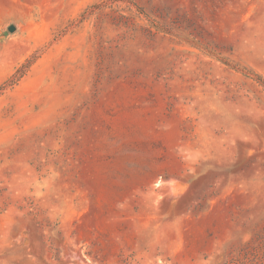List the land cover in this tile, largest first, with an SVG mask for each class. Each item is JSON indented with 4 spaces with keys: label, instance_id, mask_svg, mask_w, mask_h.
<instances>
[{
    "label": "rangeland",
    "instance_id": "1",
    "mask_svg": "<svg viewBox=\"0 0 264 264\" xmlns=\"http://www.w3.org/2000/svg\"><path fill=\"white\" fill-rule=\"evenodd\" d=\"M72 255L264 264V0H0V264Z\"/></svg>",
    "mask_w": 264,
    "mask_h": 264
},
{
    "label": "water",
    "instance_id": "2",
    "mask_svg": "<svg viewBox=\"0 0 264 264\" xmlns=\"http://www.w3.org/2000/svg\"><path fill=\"white\" fill-rule=\"evenodd\" d=\"M11 29H12V27H11ZM72 258L78 260V262L74 261L71 264H83V261H81L79 258H77L76 255H72Z\"/></svg>",
    "mask_w": 264,
    "mask_h": 264
}]
</instances>
